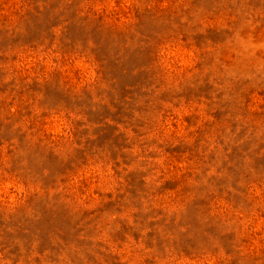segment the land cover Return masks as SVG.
Masks as SVG:
<instances>
[{"label": "rangeland", "instance_id": "1", "mask_svg": "<svg viewBox=\"0 0 264 264\" xmlns=\"http://www.w3.org/2000/svg\"><path fill=\"white\" fill-rule=\"evenodd\" d=\"M0 264H264V0H0Z\"/></svg>", "mask_w": 264, "mask_h": 264}]
</instances>
